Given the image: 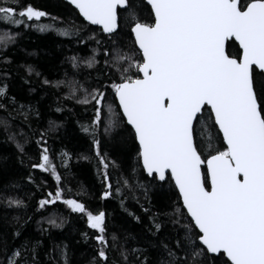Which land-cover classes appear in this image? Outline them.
<instances>
[{
	"label": "snow or ice",
	"instance_id": "snow-or-ice-1",
	"mask_svg": "<svg viewBox=\"0 0 264 264\" xmlns=\"http://www.w3.org/2000/svg\"><path fill=\"white\" fill-rule=\"evenodd\" d=\"M66 3L82 18L80 24H43L38 30L76 35L83 45L94 41L97 47L91 56L69 59L77 72L81 67L95 69L96 76L89 84L92 73H87L81 84L68 80L66 73L65 80L43 78L41 85L67 87L63 99L91 112L87 123L77 122L90 141L89 152L80 159L94 163L102 184L100 198L122 197L124 207L125 190L140 203L137 192L149 200L150 187L168 185L178 194L175 203L149 217L148 231L153 236L161 232V215L179 227L174 237L151 242L158 252L154 259L147 248L126 249L114 233L110 236L106 212L94 213L85 202L71 198V189L65 187L59 169L67 170L72 156L61 150L58 166L49 145L61 125L50 120L46 129L34 127L31 108L23 111L24 104L17 106L4 82L0 110L7 115L0 118V128L9 132L11 122L23 117L19 138L15 132L8 138L15 144L19 164L29 168L28 183H35L33 170L55 181L53 190L38 199L35 211L62 204L86 217L92 235H81L85 242H95L88 264H264V0ZM48 15L21 0H0V20L6 24L30 26ZM125 27L131 47L118 43ZM97 32L108 43L98 39ZM13 43L15 36L0 35V64L12 63L5 54ZM26 71L28 76H41L31 65ZM33 143L35 149L29 151ZM128 156L132 163L126 170ZM141 174L149 178L146 183L140 182ZM41 185L37 188L43 192ZM20 187L19 182L0 183V207L16 212L11 240L0 231V264H72L68 245L53 244L41 258L42 242L22 237L32 217L26 200L15 194ZM66 220L54 215L48 224L62 229Z\"/></svg>",
	"mask_w": 264,
	"mask_h": 264
},
{
	"label": "trees",
	"instance_id": "trees-1",
	"mask_svg": "<svg viewBox=\"0 0 264 264\" xmlns=\"http://www.w3.org/2000/svg\"><path fill=\"white\" fill-rule=\"evenodd\" d=\"M21 4H31L38 10L46 11L49 15L41 18L40 21L29 22L30 26L21 27L6 24L0 20V35L9 33L15 36V43L8 46L9 51L5 54V58L11 59L12 63L10 65L0 64V84L4 82L8 84V95L16 97L17 106L25 105L23 111L31 108L33 115L30 119L34 127L46 129L50 120L61 125L57 132L51 134L49 145L55 153V163L58 166L61 150L67 151L72 156L69 168L67 170L59 169L64 176L65 187L71 189V198L85 202L94 213L97 209L104 210L107 214L110 236L114 233L118 237V242L123 244L126 249L147 248L150 259H154L158 252L156 248L150 246L151 242L158 243L165 236L174 237V229L179 226L167 222V218L161 215L159 222H163L162 230L157 236H153L148 231L152 223L149 217L155 213L170 210L178 194L168 185L162 189L150 187L147 193L149 200H145L143 194L137 192L136 195L140 197V203H137L125 190L124 207H121L122 197H114L109 200L100 198L102 184L94 163L80 159V154L89 152L90 141L80 131L77 122L87 123L91 112H86L83 106L63 99L68 94L67 87L56 89L41 85L43 78L54 83L65 80L66 73L68 80L75 79L84 84V77L89 72L92 73V76L88 78L89 84H91L95 79L96 70L81 67L77 72L72 68L69 58L91 56L92 49L97 45L94 41H88L87 45L78 44L76 35L62 36L56 31L41 32L38 30L43 24L67 27L71 21H75L77 24L82 22L77 12L63 0H21ZM53 17L58 19L53 21ZM89 28L94 27L89 26ZM85 34L81 33V35ZM97 38L108 43L107 37L102 32H97ZM118 43L125 47L132 46L126 27L118 38ZM28 65L39 71L41 76H28L26 71ZM5 69H7L6 75L4 74ZM25 79H28L30 83H25ZM58 105L64 110L57 112ZM37 111L39 112L38 117L35 115ZM13 114L15 115V112ZM6 115L4 111L0 110V118H4ZM22 120V116H17V119L11 122L9 132L0 128V168L6 169L0 173V183L19 182L21 187L16 190L15 194L26 200L29 205L27 215L32 217L24 226L22 237L30 238L33 242L37 239L42 242L41 258L53 244L61 247L66 244L72 253V264H88L94 255L92 245L95 242L91 239L85 242L81 235L83 232L92 235V230L87 228L86 217L71 213L62 204L53 205L51 209H46L43 212L35 211L38 199L53 190L52 185L55 184V181L49 174L33 170L35 183H28L29 168L19 164L15 144L8 138L10 132L17 133L19 138ZM23 130L28 132L27 126H24ZM34 149L35 144L33 143L29 146V151ZM131 163L132 160L128 156L124 161L126 170ZM139 178L141 183H146L149 179L146 174H141ZM42 180L47 182L46 185H41ZM37 185H41L43 192L37 188ZM113 185L115 188V175L113 176ZM141 204L150 208V212H145ZM129 213L134 215H129ZM14 215H16L14 210L0 207V231H6L9 240H11V230L16 226L12 221ZM54 215L67 217L62 229L53 228L48 224V218ZM5 216L7 223L4 221ZM134 216L140 217V221L137 222ZM42 228L48 229V232H42ZM19 242L21 241L18 240L17 243Z\"/></svg>",
	"mask_w": 264,
	"mask_h": 264
},
{
	"label": "water",
	"instance_id": "water-1",
	"mask_svg": "<svg viewBox=\"0 0 264 264\" xmlns=\"http://www.w3.org/2000/svg\"><path fill=\"white\" fill-rule=\"evenodd\" d=\"M65 3H66V0H63ZM67 4V3H66ZM71 7V6H70ZM72 8V7H71ZM72 9H74V8H72ZM75 10V9H74ZM76 11V10H75ZM77 12V11H76ZM78 14V13H77ZM81 18V17H80ZM82 19V18H81ZM92 27H94V28H97V26H92Z\"/></svg>",
	"mask_w": 264,
	"mask_h": 264
}]
</instances>
